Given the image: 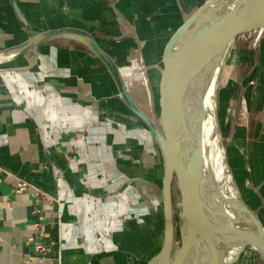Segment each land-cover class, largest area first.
Returning <instances> with one entry per match:
<instances>
[{
	"label": "crops",
	"instance_id": "0c3cea01",
	"mask_svg": "<svg viewBox=\"0 0 264 264\" xmlns=\"http://www.w3.org/2000/svg\"><path fill=\"white\" fill-rule=\"evenodd\" d=\"M207 1L0 0V264H145L164 236L162 153L104 62L75 36L12 55L40 33L85 30L147 112L134 72L147 68L157 90L168 42ZM217 108L235 183L264 229V36L232 44Z\"/></svg>",
	"mask_w": 264,
	"mask_h": 264
},
{
	"label": "water",
	"instance_id": "95a60500",
	"mask_svg": "<svg viewBox=\"0 0 264 264\" xmlns=\"http://www.w3.org/2000/svg\"><path fill=\"white\" fill-rule=\"evenodd\" d=\"M213 0H208L172 35L163 56L157 91H153L149 111H143L132 98L120 68L110 55L104 51L95 38L87 31L76 28H60L40 33L22 45L19 54L40 44L64 36L79 37L107 66L127 105L138 115L140 123L155 140L161 153L166 151L193 121L205 113V106L200 107L196 115L190 110L201 92V84L206 76H211L216 68L224 67L226 57L234 41L242 37H253L257 46L264 36V7L251 20L242 22L230 20L225 10L213 8ZM206 9V12L204 11ZM202 51L201 54L199 51ZM220 65V66H219ZM220 73L218 92L224 81ZM202 93V92H201ZM232 210L240 214L236 221L227 219L222 228L213 237H208L199 251L184 258L179 264H203L206 253L215 243L232 238H240L237 254L231 261L222 264H234L240 254L249 246L255 247L264 256V229L260 221L244 204L242 209L231 205ZM107 224L112 221L108 216H101ZM214 219V218H213ZM88 250L91 251L90 248ZM93 251V249H92ZM154 258L145 264H159Z\"/></svg>",
	"mask_w": 264,
	"mask_h": 264
},
{
	"label": "bare ground",
	"instance_id": "6f19581e",
	"mask_svg": "<svg viewBox=\"0 0 264 264\" xmlns=\"http://www.w3.org/2000/svg\"><path fill=\"white\" fill-rule=\"evenodd\" d=\"M213 1L211 9L225 10L230 20L242 22L251 20L264 7V0ZM204 11L206 12V9ZM201 52L200 50L199 53ZM222 69L218 67L211 76L207 75V78H204L201 84L202 93H197L190 112L194 116L204 105L205 113L195 119L186 132L176 140L177 145L182 147L185 153L182 177L185 205L179 218L182 239L180 247L178 245L176 247L177 225L172 187L175 162L173 144L162 152L164 236L161 246L151 258H157L159 264H179L187 256L197 253L205 240L215 236L222 228L220 225L226 223L227 219L236 221L240 218V214L232 210L231 205L238 210L245 204L228 164L227 150L222 141L216 99ZM24 87L28 95L34 93L37 98L42 97L26 84ZM215 218L220 219V225L214 221ZM241 242L242 239L235 237L215 243L206 253L203 264H222L231 261L237 254ZM252 249L256 250L255 247Z\"/></svg>",
	"mask_w": 264,
	"mask_h": 264
},
{
	"label": "rangeland",
	"instance_id": "374dc122",
	"mask_svg": "<svg viewBox=\"0 0 264 264\" xmlns=\"http://www.w3.org/2000/svg\"><path fill=\"white\" fill-rule=\"evenodd\" d=\"M135 61L142 67L145 66L144 61H142V59L140 58L135 59L132 62V65L134 64ZM134 74L136 75L138 74L140 76L139 79H142V81L145 83V87H146L145 91L147 93V98H148L147 100L151 101L153 91L155 92L157 91L155 87H153V80H152L151 73H149L146 68L144 70V73H140L137 69L136 72H134ZM126 75L130 76V74H126ZM237 107L238 108L233 107V109L231 110L232 123L234 120L236 124L243 125L249 119V116H250V110L247 107L246 98L244 97L241 98ZM218 117L220 121V127L222 130L223 145L226 147V150H227V144H228L227 133L228 132L226 128V121L224 120L221 121V113L219 112V110H218ZM172 147H173L172 149L174 151V158H175L172 187H173L175 219H176V225H177L176 247L177 245L178 247H180L182 239H181L180 232H179V218L181 217V214L183 212L184 205H185L184 190L182 192V177H183V169H184V162H185V153L183 151V148L182 147L180 148L179 145H177L176 141L173 143ZM227 157H228V153H227ZM248 208L250 209V207ZM250 211L255 215L252 209H250ZM250 248L252 249V247H247L246 248L247 251L245 250L246 252L244 251L241 257L234 264H264V256L258 250H253V249L250 250Z\"/></svg>",
	"mask_w": 264,
	"mask_h": 264
},
{
	"label": "built area",
	"instance_id": "2783aa9c",
	"mask_svg": "<svg viewBox=\"0 0 264 264\" xmlns=\"http://www.w3.org/2000/svg\"><path fill=\"white\" fill-rule=\"evenodd\" d=\"M24 185H25V184H24ZM24 185H22V186L20 187V190L24 188ZM1 241H2V239H1V237H0V243H1ZM35 247H36V249L39 250V251H45V250H46L45 247H44L43 245L39 244V243H36Z\"/></svg>",
	"mask_w": 264,
	"mask_h": 264
}]
</instances>
